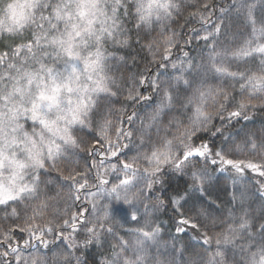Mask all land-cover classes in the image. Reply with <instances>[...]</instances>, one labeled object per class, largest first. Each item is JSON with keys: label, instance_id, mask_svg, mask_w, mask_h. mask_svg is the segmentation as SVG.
<instances>
[{"label": "clouds", "instance_id": "1", "mask_svg": "<svg viewBox=\"0 0 264 264\" xmlns=\"http://www.w3.org/2000/svg\"><path fill=\"white\" fill-rule=\"evenodd\" d=\"M192 2L0 0V48L12 52L11 58L5 56L0 60V95L13 93L17 85L23 87L26 93L35 94L36 83L29 86L23 80L24 72L39 74L41 64H45L64 75L65 65L71 63L77 67L80 85H87V91L71 96V100L74 104L82 105L91 102L90 106L81 109L79 119L70 125L59 120L55 111L49 112L48 118L57 121L59 129L67 127L71 141L64 139L63 131L50 135L42 129L39 121H33L28 116L20 118L22 129L16 130L8 122V113L0 107V132H3L0 135V146L3 147L0 154V184L13 192L20 185H31L15 196V203L9 204V208L18 209L21 222L25 217L31 218L43 202L46 209L40 212L36 222L41 226L62 224L63 219L70 215L66 208L71 209L75 203L71 199L74 193L70 187H64L55 196L49 195V185L53 183L50 174L61 165L86 160L85 149L106 121L113 141L118 135L121 119L127 121L124 131L132 133L129 139H121L118 147L123 155L119 159L135 164L137 188L144 190L140 208L143 211L148 205V213L138 216L135 222L125 217L126 222L122 224L111 221L103 223L106 229L111 226L112 231L100 233L101 238L94 242L96 249L87 253L69 250L73 257H79V261L72 258L70 264H261V256H264V231L261 230V225H264V193L258 190L252 179H243L238 191L233 188L237 196L233 199L234 191L229 192L231 176L217 175L204 161H190L185 171L179 172L174 162L157 165L155 161L149 162L147 156L170 142L171 152L179 157L184 151V144L189 142V133L195 138V143L209 139L207 134L216 128V118L224 114L223 104H228V110H231L243 98L256 110H264V88H258L248 99V91L241 92L240 86L244 81L230 75H264V53H251L245 59L234 55L249 41L252 47L264 45V35L253 32V28H264V0H245L255 5V23L247 18L246 12L237 11V0H219L221 6L216 19L223 24V28L216 38L207 45L197 46L193 55L183 51L188 53L187 60L182 53L177 58L172 56L162 67V72L152 75L157 77V88H151L148 99L143 103L127 100L130 88L145 96L141 92V85L135 83L141 74L130 72L129 64L140 54L146 53L142 60V74L146 76L150 65L163 64L167 38L174 36L176 44L182 43L174 25L180 17L187 20L191 12L188 5ZM37 44L42 46V51L36 47ZM65 49H70L73 55L69 57ZM4 52L0 51V54ZM133 52L136 55H132ZM97 53L100 54L98 66L86 63L95 61ZM216 53L222 55L217 56ZM188 61H191L190 68L187 67ZM173 64L176 65L175 69ZM213 65L226 71L218 73ZM180 75H183V79L177 82L175 77ZM97 81L107 92L92 91ZM201 93L205 94L202 111L207 120L202 119L197 124L196 109L200 105ZM166 94L172 97L171 104L153 120ZM63 99L66 102L68 95L64 94ZM21 101L27 103L28 95L13 99L15 103ZM129 110L133 116L131 121L127 120ZM220 128H223L222 123ZM261 128L264 129V123H261ZM249 130L255 129L244 126L239 129V134ZM24 133H28L26 139L23 138ZM235 137L229 134V138L234 140ZM6 138L9 142L4 146L2 142ZM222 141L219 140L220 143ZM215 142L216 139H213ZM14 161H22L24 167L15 168ZM111 163L119 168L117 160ZM193 166L208 168L212 179L206 185V193L212 198L211 202L201 194L190 198V193L199 192L188 187L192 183L190 172ZM149 167H158V175H146L144 169ZM123 174L121 171L120 175ZM149 181L153 182L151 190L146 188ZM56 183L59 186L61 182ZM89 185L95 189L91 177ZM157 188L159 192H156ZM150 191L155 194L150 195ZM181 192H187L185 211L197 216L199 232L206 234L209 242L199 243L202 239L200 235L186 236L172 245L164 259L159 250L160 238L166 230L171 231L162 228L158 219L151 222L145 217L151 216L154 211L167 215L171 211L165 207L168 198L172 199ZM240 192L244 193L243 197H240ZM101 199L97 197V204L102 209L105 204L101 203ZM216 201H219L218 205ZM157 203L158 207H153ZM200 209H204V215H199ZM242 218L248 220L250 227L246 231H238L232 243L225 245L224 236L231 235L230 228H239ZM168 219L170 221L172 217ZM98 221L99 214L91 211L90 205L86 223L80 229L84 238L79 241L77 237L75 239L84 241L87 238L86 229L92 225L99 233L101 222ZM155 228L160 230L155 239L143 235V232L151 233ZM172 238L177 237L172 235ZM47 239L54 247L40 250L39 255L49 257V264H52L53 253L64 250L65 245L52 235H48ZM81 248L87 249L88 246L81 244ZM35 252L37 249L32 248L23 255L30 256Z\"/></svg>", "mask_w": 264, "mask_h": 264}, {"label": "snow or ice", "instance_id": "2", "mask_svg": "<svg viewBox=\"0 0 264 264\" xmlns=\"http://www.w3.org/2000/svg\"><path fill=\"white\" fill-rule=\"evenodd\" d=\"M188 7L194 10L188 14L187 19L195 18L200 24L201 28L191 29L194 36L189 37L185 41V44L190 43L192 39L203 41L205 45L209 44L210 41L214 40L223 28L222 23H218L216 14L209 9L211 8V0H193ZM254 7L252 3H246L245 0H237V11L246 12L247 18L255 23L254 20ZM253 32L258 35H264V28L257 29L253 28ZM180 45L175 43V37L171 36L167 38V46L163 51L164 65L173 56L176 48ZM32 45L29 44V49ZM36 47L41 51L42 46L37 44ZM68 56L71 57L73 53L70 49H65ZM251 53H264V45H258L256 47L251 46V42H247L244 47L240 48L234 53V55L240 59L248 58ZM182 55L187 60L188 53L182 51ZM217 56L222 53H216ZM7 56L11 58V50L5 51L0 54V60H3ZM100 54H96V60L86 63H91L94 66L99 65ZM183 66V61H181ZM172 67L175 69L176 65ZM187 67H191V61H188ZM213 67H216L213 65ZM218 73L226 71L221 67H216ZM232 78H239L244 83L241 84V92L248 91L251 99V94L255 93L258 88H264V75H257L252 73L245 75L241 73H231ZM183 79V75L175 77L177 82ZM23 80L27 81L28 85L31 86L33 82L36 83V92L32 94L17 85L15 91L6 96L0 95V107L8 113V122L14 125L16 130H21L19 120L23 116L30 117L33 121H39L43 130H46L50 135H55L57 132L63 131L64 139L71 141V137L67 135V127L59 129L57 127V121H52L48 118L50 111H55L58 114V119L65 121L67 125H70L74 121L79 119V115L82 108L90 106L82 105L79 103L74 104L71 100V96L79 95V93L87 91V85L81 86L79 79V72L74 64L67 63L64 69V75L56 72L53 68L48 67L45 64H41L40 73L24 72ZM135 83L139 85L147 84L152 89L157 88V77L152 75L141 74L139 80ZM92 91H104L107 89L103 87L100 81L96 82V88ZM28 95L29 101L27 103L13 102L14 98ZM64 94H67L69 99L65 102L63 99ZM209 95L211 89H209ZM147 96L139 95L135 88H130L128 91L127 100L129 102L147 100ZM205 94L200 95V105L196 109V123L199 124L201 120H207L206 114L202 111L203 101ZM172 97L165 95L164 101H162L160 109L154 114L153 120H155L159 112L171 104ZM222 111L226 115H221V123L225 120L240 122L242 118L244 121L249 122L252 119L250 109L256 110L255 106L245 99H241L231 110H228V104H223ZM264 107V106H262ZM133 116H128L127 120L131 121ZM206 126V125H204ZM6 131V129H5ZM110 126L106 121L100 126L98 133L95 138L88 144L85 149V153L88 156L93 157L90 165H85L83 171H78L76 168H72L67 175L62 174L64 181L70 182V189L74 193L71 199L75 203L71 206V209L66 208V211H70V215L63 219L62 224L56 225L55 227L51 224H45L41 226L36 222L37 216L42 210L46 209V204L41 203L38 209L34 211L31 218L25 217L21 222L17 208H10V203H15V196L22 194L25 190L31 187V185H20L16 192H13L10 188H5L3 184H0V207L4 209L3 217H0V264H49V257L39 255V251L48 248L49 250L54 245L47 239L48 235L54 236L56 239L64 243V250L56 251L51 257L52 264H70L72 258L79 261V257H73L69 250L79 251L81 244L87 247L91 243L99 240L100 233L111 232L112 227L107 229L103 226V223L114 222L115 224H122L125 221V217L128 220L135 222L140 215H147L148 205H145L143 211H141L140 203L143 196V189L137 188V169L135 164L128 160H120L119 157L123 155L118 145L121 139H129L132 135L131 132L124 131V120L121 119V126L117 129L116 140L113 141L109 135ZM3 132H0L2 135ZM223 129L216 127L215 131L212 132V136H222ZM28 133H24V139H26ZM195 138L189 133V142L184 144V151L179 157L171 152V143L166 144L162 149L152 152L151 155L147 156L149 162L155 161L157 165L172 161L175 164L177 171L184 172L190 161H204L206 165L213 167L217 172L229 173L232 179L233 188L239 190L241 181L245 178L252 179V182L256 184L258 190L264 193V129L259 133L255 130H249L244 133L243 137H237L233 140L231 138H225L221 147L214 148L209 144L208 141H201L199 144L194 142ZM6 138L3 141V145L6 146L8 143ZM127 147V145H125ZM3 153V147L0 146V154ZM94 157H99V160ZM163 157V159H161ZM115 159L117 164H112L111 161ZM14 166L17 169H22L24 164L22 161H14ZM78 165V161H77ZM107 165V167H106ZM94 170V176L93 174ZM123 175H120V172ZM146 175H158V167H149L144 169ZM95 181V191L89 185V178ZM190 177L192 183L189 184V190H198L203 196L206 192V185L211 181L212 176L208 172L207 167H196L191 168ZM117 181V182H114ZM147 190L153 188V182L149 181L146 185ZM240 197L244 196L243 192H240ZM85 197L86 204L91 205V211L99 214L100 230L97 232L95 225H92L86 229L87 238L84 241L78 242L75 237L78 234V230L84 227L86 223V217L89 214V208L81 205V207L72 210L81 197ZM107 197L110 201L105 204L103 208H98L97 197ZM184 195L177 194L172 197L171 203L176 208L180 219L176 221L177 227L176 233H183L185 227L199 231L200 225L197 223V216L190 215L185 216L180 209L184 207L185 197ZM236 191L233 193V199H236ZM115 201V203H112ZM7 202V203H6ZM153 207H158L154 205ZM121 212L123 215H121ZM204 209H200L199 215H204ZM147 222V221H146ZM250 227L247 219L242 218V222L239 228H230L231 235L224 236V244H231L235 239L238 231H246ZM254 228V225H251ZM261 230L264 231V225H261ZM159 228L153 229L151 233L143 232L145 237L155 239L159 234ZM204 243L209 242V238L206 234H202ZM219 243V242H218ZM42 246V247H41ZM32 248H36L37 252L32 253L30 256H25L23 253L30 252ZM261 264H264V256H261Z\"/></svg>", "mask_w": 264, "mask_h": 264}, {"label": "trees", "instance_id": "3", "mask_svg": "<svg viewBox=\"0 0 264 264\" xmlns=\"http://www.w3.org/2000/svg\"><path fill=\"white\" fill-rule=\"evenodd\" d=\"M200 2H203V0H200ZM221 5L219 4V0H211V8L209 9L210 11L214 12L217 15H219V7ZM189 11H193L194 9L189 7L188 9ZM200 29L201 28V24L200 22L195 19V18H189L187 20L184 19V17H180L177 22L174 25V30L178 31L180 34V39L182 41V43L180 44V46L174 51L173 53V57L177 58L181 55L182 51H188L190 53V55L195 54L194 53V49L197 46H201L204 44L203 41H198L195 39H192L190 43L185 44V41L188 40L189 37L194 36V33L191 31V29ZM0 51H7L6 48H0ZM132 55H136L135 52L132 53ZM146 56V53L140 54L139 56H137V59L132 60L131 63L129 64V71L132 73H136L137 75H140L144 72V64L142 63V60L144 59V57ZM133 65H136V67H133ZM163 69L159 67V65H150L148 68V75H157L159 72H162ZM141 92L143 95L148 96L149 92L151 91V87L150 86H145V85H141ZM141 103H143V101H141ZM252 114V119L249 122L244 121L242 118L240 119V122L237 124L235 121H228L225 120L223 122V135L222 136H212V132L215 131V128H213L208 134V138L206 141L209 142L210 145H212L214 148H219L221 147V143L219 142V140H224L225 138H229V134L231 133L233 136H236L235 139H237V137L242 138L243 137V133L239 134V129L241 127L244 126H248L249 128H254L255 131L257 133H259L262 128H261V123H264V110H249ZM131 114V111L129 110V115ZM224 115H226V113H224ZM125 125L127 124V121L125 119L124 121ZM234 126V127H233ZM216 127H221V120L220 117L216 118ZM218 137V139H217ZM213 139H216V142L213 143ZM234 139V140H235ZM200 141H197V144H199ZM87 159L83 160V161H78V165H77V161L72 162L70 165L65 166V165H61V167L58 170L53 171L50 174V177L53 180V183L49 185V195L55 196L57 194L58 191L61 190V188L64 187H69L70 182L64 181L62 178V174L63 175H67L69 173V171L72 168H76V170L78 171H83L84 166L90 165L92 162L93 157L88 156L87 153L84 154ZM95 159L99 160V157H94ZM111 162H115V159H113ZM211 171L216 173L217 175L220 174H224V175H228L229 173H220L217 172L215 168L210 167ZM93 176H94V170H93ZM56 182H61L59 184V186H57ZM93 182H95L93 180ZM232 185V181H229V192H233L234 189L231 186ZM93 191H95L96 189H92ZM156 192H159V189H156ZM155 193H152L150 191V195H154ZM180 195H184L185 192H181L178 193ZM201 193L199 192H195V193H190L189 196L190 198L195 197L197 195H199ZM205 199L209 200V202H211V197L208 196V194L205 192L204 193ZM187 198V196L185 197V199ZM110 201L107 199V197L105 196L104 198L101 199V203L102 204H107ZM112 203H115V201H112ZM182 203H184L182 201ZM216 204H219V201H216ZM81 205H84L85 207L90 209V205L86 204V200L85 197H81L80 202H78L76 204V206L72 209L73 211L76 210V208L81 207ZM62 206V205H61ZM166 208H170L171 211L167 213V215L161 213L159 214L158 211H154L152 213L151 216H147L145 217V219L151 221V222H155V220H159L160 222V226L162 228L165 229H170L171 232H168L166 230L165 234L160 238V244H159V250L160 252L163 254L162 258L166 259L167 258V252L169 250H171L172 245L177 244L178 240L183 239L184 237H191V236H196V235H200L202 236V234L197 231L194 230L192 228H190L189 226H183L185 227V231L183 233H176L175 229L177 227L176 221L180 219V216L176 210V208L172 205L171 203V198H168L167 204L165 206ZM8 211H10V208L8 209ZM180 212H183L185 216H190L192 215V213H189L187 211H185V208H181ZM123 213L121 212V215ZM4 215V209L2 207H0V217H3ZM169 216L172 217V219L169 221ZM172 235L176 236V239L172 238ZM77 240L79 241L80 239H83V235L80 233V230H78V234L76 235ZM57 243H60V241H57ZM199 243L203 244V239H201L199 241ZM42 247V246H41ZM96 245L95 243L91 244L88 246L87 249L81 248L79 250V252L82 253H87L88 251H91L93 249H96ZM78 252V254H79Z\"/></svg>", "mask_w": 264, "mask_h": 264}]
</instances>
